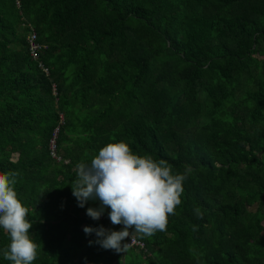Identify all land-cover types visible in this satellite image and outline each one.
<instances>
[{"label":"trees","instance_id":"1","mask_svg":"<svg viewBox=\"0 0 264 264\" xmlns=\"http://www.w3.org/2000/svg\"><path fill=\"white\" fill-rule=\"evenodd\" d=\"M121 141L186 179L166 230L117 253L83 228L123 226L71 182ZM9 171L33 264H264V0H0Z\"/></svg>","mask_w":264,"mask_h":264},{"label":"clouds","instance_id":"2","mask_svg":"<svg viewBox=\"0 0 264 264\" xmlns=\"http://www.w3.org/2000/svg\"><path fill=\"white\" fill-rule=\"evenodd\" d=\"M76 178L71 182L72 195L83 208L89 200H99L98 208L88 207L86 215L99 220L105 209L112 225L121 230L106 229L103 225L85 226L86 235L95 233V243L105 250L124 251L130 234L150 237L165 231L169 214L181 203L185 174H173L165 160L133 153L125 142L109 143L91 161L78 162ZM16 171L0 173V228L10 238L3 258L11 264H33L37 244L30 237L32 223L26 219L28 209L17 198L14 185Z\"/></svg>","mask_w":264,"mask_h":264}]
</instances>
